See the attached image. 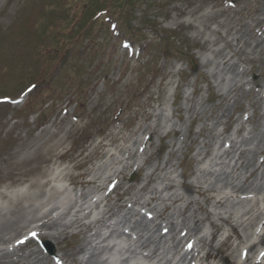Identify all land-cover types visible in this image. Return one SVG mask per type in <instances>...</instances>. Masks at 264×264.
<instances>
[{
  "label": "rangeland",
  "instance_id": "1",
  "mask_svg": "<svg viewBox=\"0 0 264 264\" xmlns=\"http://www.w3.org/2000/svg\"><path fill=\"white\" fill-rule=\"evenodd\" d=\"M115 3L0 0V236L46 202L53 225L33 221L0 256L216 264L200 259L212 245L255 264V242L264 264V0ZM49 145L63 157L33 158ZM46 170L77 182L15 195Z\"/></svg>",
  "mask_w": 264,
  "mask_h": 264
},
{
  "label": "bare ground",
  "instance_id": "2",
  "mask_svg": "<svg viewBox=\"0 0 264 264\" xmlns=\"http://www.w3.org/2000/svg\"><path fill=\"white\" fill-rule=\"evenodd\" d=\"M208 26V25H207ZM218 31V30H216ZM62 146V143L59 142V149ZM106 144L101 142L97 145V148H103L105 147ZM96 148V149H97ZM58 146L55 145H49V146H45L44 148H42L41 150L37 151L35 153V155L33 156L34 159L39 158L40 162L42 163H53V158L58 157L57 159H61L63 157L61 152H57V150L59 151ZM100 167L98 166L97 169H99ZM90 176V172L86 173L83 172L80 177L84 178L85 176ZM50 176V177H49ZM67 176L70 177V181L72 183H76L77 182V178L78 177H74L73 175L70 174H66V175H62V174H55L53 175L52 172H48L47 170L45 172H42V174L39 175L38 178H34L33 181L31 180L29 182L28 187H24V188H19L16 189L14 191L16 196H20L18 198H21L23 195L29 194L31 193L30 189H36V192H41V193H52L54 191H56V189L60 188L61 186L59 185V181L57 180L58 178H60L61 180H63L64 178H66ZM96 178L98 177H93V178H87V179H82L79 181V183L81 185H89V184H94L96 183ZM186 191L189 193L192 191V187L194 184L192 183H187L186 184ZM48 187L50 189H48ZM24 189V190H22ZM202 194H206L207 191L206 190H201L200 191ZM0 197L3 198H7V194L4 192L0 193ZM123 206H125V204L122 203ZM47 202L41 207L40 210H42L39 214V216H37V211L34 212V215H31V217L29 219H27L26 217H23V219L25 221H23L21 224L16 225V227L14 229H12L11 231H9V236H0V242H6L12 239V237L19 233V231L27 228L28 226H30V224L35 221V220H40V223L38 224L37 228H43V229H51L53 227L52 223L50 222V216H51V211L49 209H47ZM51 209V208H50ZM38 210V209H37ZM201 220L200 219H195L192 221V225L195 227L194 228V233H197V231L200 229V225L198 224ZM226 224L233 229V231L236 233V239L243 242V239L246 237L242 234H240L238 226L234 223H232L229 219H225ZM212 223V221H211ZM260 227H264V219H261L259 222ZM218 226V225H216ZM19 230V231H18ZM227 241L225 243H227L230 240V236H227ZM230 242V241H229ZM255 242L250 243V245L246 246V252H247V261L252 262L253 260H255V264H260V262L258 260H256V256L253 255V253L255 252ZM104 249L102 250H98V249H94L93 253L91 254V258L89 259V263L88 264H93L98 262L102 256L108 251V248L103 247ZM211 249H214L215 252H211L208 251L205 254V257H201L200 259H212L213 261L216 262V264H243L241 263L239 260H237L234 256H231V254L229 252H227L225 249L221 250V246L220 247H213L211 245ZM80 251H82V249H80ZM225 251V252H224ZM8 256L6 255H1L0 256V264H15L14 261H10L8 260ZM8 260V263H7Z\"/></svg>",
  "mask_w": 264,
  "mask_h": 264
},
{
  "label": "trees",
  "instance_id": "3",
  "mask_svg": "<svg viewBox=\"0 0 264 264\" xmlns=\"http://www.w3.org/2000/svg\"><path fill=\"white\" fill-rule=\"evenodd\" d=\"M119 3H115L113 5V9L118 13V15L122 16L125 14L126 11H128V8L130 7L131 3H133V0H117ZM134 36V34H132Z\"/></svg>",
  "mask_w": 264,
  "mask_h": 264
},
{
  "label": "water",
  "instance_id": "4",
  "mask_svg": "<svg viewBox=\"0 0 264 264\" xmlns=\"http://www.w3.org/2000/svg\"><path fill=\"white\" fill-rule=\"evenodd\" d=\"M51 251L53 252V250L51 249Z\"/></svg>",
  "mask_w": 264,
  "mask_h": 264
}]
</instances>
